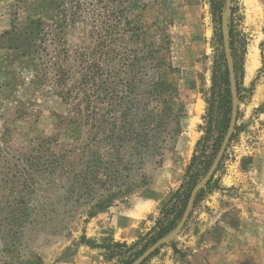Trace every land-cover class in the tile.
Instances as JSON below:
<instances>
[{
  "label": "rangeland",
  "instance_id": "374dc122",
  "mask_svg": "<svg viewBox=\"0 0 264 264\" xmlns=\"http://www.w3.org/2000/svg\"><path fill=\"white\" fill-rule=\"evenodd\" d=\"M225 3L0 0V264H133L174 230L184 195L206 176L231 118ZM136 36L143 52L159 48V63L148 56L143 63L154 73L148 81L162 83L146 109L154 117L167 102L163 123L171 131L157 138L150 132L159 154H144L142 164L128 157L134 143L127 140L119 153L124 162L106 172L97 167L103 183L78 189L94 152L113 159L111 146L89 141L97 116L124 111V99L111 109L110 91L140 98L124 86L140 66H121L118 58L136 48ZM227 36L235 126L182 229L140 264H264V230H233L247 222L235 209L251 204L252 194L264 206V0H230ZM97 133L101 139L108 126ZM69 168L74 176L65 173ZM69 187L76 192L67 193ZM128 187L107 208L96 207ZM253 219L264 226L263 211ZM244 237L259 243L243 246Z\"/></svg>",
  "mask_w": 264,
  "mask_h": 264
},
{
  "label": "trees",
  "instance_id": "16d2710c",
  "mask_svg": "<svg viewBox=\"0 0 264 264\" xmlns=\"http://www.w3.org/2000/svg\"><path fill=\"white\" fill-rule=\"evenodd\" d=\"M137 32H140V26L135 27ZM144 39V38H141ZM131 40H129L130 42ZM135 42V49L131 50L129 52H126L124 49V53L122 55H118V58L120 60V65L124 66V63H128L129 65L136 64L140 66L141 71H137L136 74L143 75L141 77L142 79L145 78V80H150L151 76L154 74L152 71H147V66H145L143 63L147 61V58L150 57L153 61H156V64L159 63V59L156 57L157 53H159V48L154 49L150 52H143L145 48V44L143 40H139V38H134ZM135 51V52H134ZM148 56V57H147ZM136 72V71H135ZM136 74L131 78L130 82L128 83L126 81L124 86H128L130 88L129 95L133 96H140L139 99L133 100L132 97H130V100H125L129 99L127 96H118L117 94H114V88L110 91L111 95L107 97L111 104L110 107L113 111H116L117 107L123 106L120 104L122 100L124 99V104L126 106L124 107V111L118 116L117 118H114L110 115H107L106 113L101 114L97 116L94 120L96 121V125L94 124L95 129V134L94 136L98 135V129L102 127V124H105L108 126V133L102 134L101 139H97L95 137L91 138L89 141H92L95 144L98 143H105L110 147L107 148V150H111L113 153V159L108 160V161H103L99 157L96 158V153L94 152L92 154L93 158L89 159L85 163V168L83 171L79 172L78 176H81L82 179H80L82 182L79 184V181L76 182V184H79V188L85 187V185H89L92 180H95V183H103L100 180H96V168L97 167H103L104 171L106 172L110 166L114 165L116 162L118 165H121L125 158L120 156V151L123 148V143H125L127 140H133L134 146H133V154H129L128 157L132 158V156H136L138 159L137 164H142V159L145 155L151 154L156 151V154H159L158 152V147L156 146V149L153 150L152 152V142H151V137H150V132L154 131L155 134H151L153 138L159 137L160 133H170L171 130H167L168 124L163 123V121L170 116L171 110L167 106V102H164L163 108L159 111V113L155 114L153 117V112L151 108H147V100L151 96H155V91L157 89L161 90L162 89V83H155L152 81H148L150 85V89L146 88L148 85L147 83H144L143 81H139L138 79L136 80ZM140 79V77H139ZM117 85V84H116ZM120 101V102H119ZM120 104V105H119ZM139 113V114H136ZM136 117L138 120L134 119ZM229 120H226V125L224 126V132L228 126ZM177 125V124H176ZM93 126V125H92ZM175 131V130H174ZM150 151V153H149ZM154 154V153H153ZM63 158V157H62ZM133 164V163H132ZM123 165V169L126 170L125 166ZM117 166V165H116ZM122 167V166H121ZM129 170V169H128ZM119 171H114L112 175H119ZM68 175H73L74 172L72 170L66 171ZM133 188V186L131 185ZM131 191V188H126L124 192H117L116 194L110 195V198H103L99 200V202L96 204V207L101 210L105 209L114 200L113 198L120 195L123 196L124 194H127ZM76 192V188L69 187L67 190V193H74ZM184 202L182 205L181 212L178 216V220L176 223L172 224L171 229H175L177 226L181 215L184 211L185 205H186V200L188 199V194L184 195Z\"/></svg>",
  "mask_w": 264,
  "mask_h": 264
},
{
  "label": "water",
  "instance_id": "95a60500",
  "mask_svg": "<svg viewBox=\"0 0 264 264\" xmlns=\"http://www.w3.org/2000/svg\"><path fill=\"white\" fill-rule=\"evenodd\" d=\"M229 7H230V0H226L225 10H224V13H223L222 19H221V34H222V39H223V51H224L227 69H228V73H229V82H230L231 100H232V113H231V118H230V122H229L227 132H226L224 140H223V142L219 148V151H218L214 161L212 162L206 176L203 178V180H201L198 184H196L192 188L190 195L188 197V200L186 202L185 208H184L183 216H182L181 220L179 221V223L177 224V226L175 227V229L171 233H169L167 236L158 240L155 244H153L151 247H149L133 264H140L145 258H147L152 252H154L162 244H165V243H168L169 241H171L177 235V233L182 229L183 225L185 224V222L188 218V215H189L190 210H191L193 199H194L198 189L200 187H202L207 181H209L210 178L213 176L214 171L217 168V166L221 160V157L224 153L226 145L229 141V138H230L231 133L233 131V128L235 126L236 116H237V97H236V89H235L234 71H233V66H232V62H231L230 49H229L228 36H227V15L229 12Z\"/></svg>",
  "mask_w": 264,
  "mask_h": 264
},
{
  "label": "crops",
  "instance_id": "0c3cea01",
  "mask_svg": "<svg viewBox=\"0 0 264 264\" xmlns=\"http://www.w3.org/2000/svg\"><path fill=\"white\" fill-rule=\"evenodd\" d=\"M251 197L253 198L252 200H250V202H252L251 204H246L245 207H240L237 206V208L235 209V211L237 212V214L239 215V217H245V221L247 220V222L242 223L240 225V227H238V229H233V230H239L241 231H247L248 229H254V230H264V226L262 225H257L255 224V221H253V217L254 216H258L260 213H262V211L264 212V206L262 207L261 203L257 204L256 202H259V198L257 195L252 194ZM125 215V214H124ZM126 217H134L135 215L133 213L131 214H126ZM241 218V219H242ZM124 221V220H123ZM129 220H127L128 223ZM126 223V224H127ZM130 223V222H129ZM219 226L222 227L224 230L229 229L228 225L219 222ZM244 242H243V246H247V245H258V241L256 239H251L250 237H248V239H246L244 237ZM248 243V244H247Z\"/></svg>",
  "mask_w": 264,
  "mask_h": 264
}]
</instances>
